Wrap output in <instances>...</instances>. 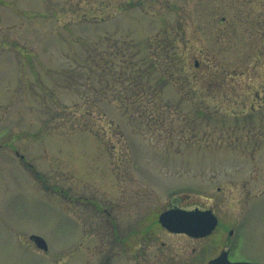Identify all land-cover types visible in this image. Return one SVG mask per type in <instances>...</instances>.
Instances as JSON below:
<instances>
[{
  "label": "rangeland",
  "instance_id": "obj_1",
  "mask_svg": "<svg viewBox=\"0 0 264 264\" xmlns=\"http://www.w3.org/2000/svg\"><path fill=\"white\" fill-rule=\"evenodd\" d=\"M170 202L220 224L152 221L146 264H206L230 229L264 264V0H0V264H126Z\"/></svg>",
  "mask_w": 264,
  "mask_h": 264
},
{
  "label": "flooded vegetation",
  "instance_id": "obj_2",
  "mask_svg": "<svg viewBox=\"0 0 264 264\" xmlns=\"http://www.w3.org/2000/svg\"><path fill=\"white\" fill-rule=\"evenodd\" d=\"M65 195H67L68 198H72V195L69 193V191H68L67 188H66V191H65ZM81 196L82 195L80 194L79 197L81 198ZM85 199H87V198H85ZM92 204L95 207H98V206L100 207L101 206L100 205V202H98L97 200H94ZM169 208H181V209H186V210H207V209L208 210H211V212L215 215V217L217 219V224H216L214 230L209 235H211L215 231V229L219 226V224H220V219H219L218 215L216 214V212H214L211 208L201 207L198 204H195V205L189 207V206H186V205L184 206L183 204H180L178 202H170L167 207H165V208H163L162 210L159 211L158 216H157L156 219H152V217L150 215H148L149 213H147V211L143 209L144 212L139 217L140 219L138 218L139 221L135 225L137 229L134 228V229L131 230V232H129V233H127L124 236H122V237L119 238L120 243H123L125 241V239H127V241L130 242V244H128V246L126 247L128 249V253L130 255V259H129L130 261H127L126 260L127 261L126 264H146L148 262L147 261L148 260L147 253H148V251H150L149 243L151 242V239H150L151 238V235L149 234V232L147 230L151 227V225L153 224V222H157L160 225V227L162 229H164V231H165V233L167 235L170 234L172 236H174V235L175 236H183V237H185V238H187L189 240H199V239H202V238H205L206 237V236L205 237H194V236H190V235H188L186 233H183V232H181V233H179V232H172V231L167 230L165 227H163L159 223L158 217H159V215H160V213L162 211H164L166 209H169ZM102 210L106 211L108 213V215H110V211L106 207L102 208ZM207 214L210 215L211 213H207ZM82 233L83 232L81 230L80 236L77 239H75V242L73 243V247L71 249H73L78 243H81L82 235H83ZM209 235H207V236H209ZM232 235H233V230H229L228 231V238L226 240V243H225L224 248L221 249L213 257H210L209 259L215 258L217 255H219L220 252H222L224 250L227 251V254L226 255H227L228 259L231 260V261H236V260H242L243 259V257H236V258H231L230 257L231 247L229 246L230 245L229 243L231 241ZM28 240H29L28 243H31L32 245L36 246V244H35V242H34V240L32 238L28 237ZM217 243H218V241L215 240V244H213V245L216 246ZM161 245L164 246L165 243L164 242H161ZM38 249H40V248H38ZM47 249L46 250H43V251H47ZM179 250L182 251V248L180 247ZM192 250H193V253H194L195 252V247H192ZM163 255L164 254H162V256H161V260L164 261ZM109 258H110V256H106L105 258H101L100 259V262H101L100 264H107ZM70 264H73V263H70ZM82 264H85V261H82Z\"/></svg>",
  "mask_w": 264,
  "mask_h": 264
},
{
  "label": "water",
  "instance_id": "obj_3",
  "mask_svg": "<svg viewBox=\"0 0 264 264\" xmlns=\"http://www.w3.org/2000/svg\"><path fill=\"white\" fill-rule=\"evenodd\" d=\"M179 211V212H178ZM203 214H197L190 211L167 210L160 214L159 221L169 230L175 232H185L193 236H204L209 234L216 225L214 217L203 218ZM38 247L47 248L45 240L39 235L31 236ZM207 264H251L249 262H230L227 259L226 252H223L217 258L210 260Z\"/></svg>",
  "mask_w": 264,
  "mask_h": 264
}]
</instances>
